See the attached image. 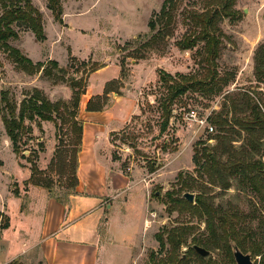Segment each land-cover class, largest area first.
Segmentation results:
<instances>
[{
    "label": "rangeland",
    "instance_id": "rangeland-1",
    "mask_svg": "<svg viewBox=\"0 0 264 264\" xmlns=\"http://www.w3.org/2000/svg\"><path fill=\"white\" fill-rule=\"evenodd\" d=\"M163 1L84 0L77 5L70 0H61L62 22L64 18L69 22L73 17L80 16L72 21L76 26L84 27L85 31L80 30L83 34H88H74L73 37L65 35L72 32L69 26L61 28L63 35H56L60 29L55 23H60L54 21L46 8L47 0H31L32 5L42 13L47 41L39 45L32 41L34 35L31 32L20 30L18 38L9 40L8 44L15 49L20 47V52L27 58L28 51L32 59L41 57L43 60L47 57L58 62L59 67L67 70L63 77L65 82L59 80L55 83L53 77H42L40 73L28 75L17 69L7 54L0 50V91L9 92L18 107L24 98L32 95L33 89L40 90L51 102H65L71 95L67 86L71 79L86 82L77 115L83 124L77 185L79 181L81 189L91 194L96 193L100 186L105 190L118 188L136 192L133 183L125 179L121 181L119 177L113 178L109 173L105 162L108 150L104 138L107 129L121 125L130 107L131 112L136 110L112 141V153L118 158L115 161L118 170L140 185L148 184V207L139 228L140 240L138 246L134 247L132 264H156L166 258L169 245L166 243L160 252L156 236L162 234L166 242L170 231L185 228L190 232L187 245H196L209 252L204 257L207 259L205 264H236L232 251L231 257L225 247V234L218 230L217 245L211 246L215 239L207 233L204 218H200L192 208L178 205L177 201L184 199V193H191L195 198L200 192H204V197L220 208L219 215L233 227L234 235L242 246L238 248L240 252L250 255L253 264H259L260 257L253 256L250 250L259 239H264V205L259 200V194L252 192L248 186L238 187L233 179L229 181L231 185L227 190H223L219 184L211 185L207 177L200 173L199 166L194 165L193 156L196 153L203 163L202 154L216 145L215 137L219 134L227 137L226 133H220L217 126L210 123V118L216 114H228L231 129L240 132V135L232 137V146L236 150L247 139V133L231 122V117L249 120L250 109L240 112L244 110L242 104L246 98L250 99L251 104H257L264 115V81L259 82L254 71L255 53L264 44V0H233L231 10L235 12V17L217 21L221 44L215 66L205 61L204 42H198L187 51L179 50L176 42L184 35L197 34L200 31L199 16L220 9L222 4L218 0H173L174 23L167 29L171 30L172 35L147 47L145 43L160 28L158 25L156 31L151 32L147 24L156 18L153 15L159 12ZM98 29L100 37L97 39V35L91 34V31ZM67 42L75 55L82 56L90 45L93 46L92 54L84 60L75 57L74 67L67 69L69 57L72 56L70 50H66ZM66 58L67 64L64 65ZM110 59L119 73L114 67L97 72L109 63L104 61ZM80 62L88 63L83 67L79 65ZM159 71L173 76L183 74L206 82L211 71L217 73L211 90L205 87L196 92L189 90L175 101L173 117L164 132H160L162 119L157 104L163 93L158 83ZM104 77L115 78L111 81L118 82L109 86L117 90L109 96L125 99L104 116L87 115L86 99L88 96H92L93 100L96 96H102L103 92L101 95L92 93L100 91ZM111 97L107 98L108 106L111 105ZM240 100L241 105L234 111L232 105H238ZM190 112L195 113V119H187ZM209 127L213 130L210 131ZM32 128V139L26 140L27 135L22 139L26 140V145H22L21 149L26 151L15 155L0 114V212L8 218L9 223L7 229L0 228V264H43L40 259L43 250L37 244L39 218L49 199L64 204L77 187L71 173V147L60 145L59 152L55 154L58 142L54 124L41 123L42 131L34 124ZM63 133L60 132V136L67 144V139L72 135L66 138ZM164 143L167 144L166 150L163 149ZM256 158L264 161V146ZM224 160L225 157H222ZM32 165L37 171L30 180ZM185 183L190 184L192 189L184 190ZM137 190L140 195L141 189ZM191 203V207H195V203ZM229 244L231 249L235 246L234 241ZM187 250L182 246L178 253L180 255ZM188 264L200 262L191 255Z\"/></svg>",
    "mask_w": 264,
    "mask_h": 264
},
{
    "label": "trees",
    "instance_id": "trees-1",
    "mask_svg": "<svg viewBox=\"0 0 264 264\" xmlns=\"http://www.w3.org/2000/svg\"><path fill=\"white\" fill-rule=\"evenodd\" d=\"M218 1L222 4L220 9L214 10L212 13L206 12L199 16L198 23L200 31L197 34L184 35L181 40L176 42L177 48L181 51L191 50L198 42H204L205 61L210 66L216 65L219 46L221 44L219 38L221 34L216 26L217 21L235 17V12L231 10L233 0ZM46 8L52 14L54 21L61 24L63 15L61 0H47ZM174 10L175 5L173 4V0L163 1L159 12L153 15L156 18L149 20L147 24L151 32L156 31V26L158 25H160V28L156 31V34L145 43V46L150 47L157 41H163L166 37L172 35L171 30L167 29L174 23ZM42 20L41 11L32 5L31 0H0V50L7 54V57L20 71L28 75L40 73L42 77H53L55 83L59 80L64 83L63 77L67 73V70L66 68L59 67L56 61L48 60L46 62L33 63L18 49L8 44L9 40H16L18 38V31L20 30L31 32L36 42H43L45 40V34ZM136 41L137 40L133 42ZM75 61L76 59L70 56V64L67 69L73 68ZM87 63L88 62H80L79 65L86 67ZM53 71L55 74H53ZM254 71L255 77L259 82L264 81V44L259 46L255 53ZM120 72L122 75V69ZM210 73L209 81L206 82L203 80H193L191 77L183 74H176L173 76L163 71L158 72L159 88L163 89L162 97L157 100L160 118L162 119L160 132L165 131L170 119L173 117L172 106L179 97L185 95L189 90L196 92L202 90L204 87L205 89H212L211 85L216 80L217 73L214 71ZM114 82L116 83L117 81H110L105 84L102 96H96L94 98V100L97 101L96 103L93 98H90L86 104L85 110L88 112L102 111L106 107L108 94L117 91L109 87L112 86ZM67 86L71 92L68 101L51 102L40 90L33 89L32 95L24 98L19 103L18 107L10 98L9 92L0 91V114L5 134L11 143L12 151L15 155L26 151V149L22 150L21 146L26 145V140L32 139V124H34L39 131H42L41 123L52 122L55 128V139L58 142L55 154L59 152L60 145H63L65 148L71 147L70 149H72L73 170L71 173L75 183L74 186L76 187L78 154L81 150L83 132L82 122L78 120L77 115L80 97L85 94L86 82L84 80L83 83L76 82V80L71 79L70 85ZM241 103L242 101L240 100L238 105H232L234 111L238 109ZM242 107H244V110L240 112L250 109L248 115L249 120H235L234 116L231 117V122L247 133V139H245L240 149L236 150L232 146L234 142L232 137L240 135V132L231 129L228 114L220 112L210 118V123L217 126L220 133H226L228 138L224 135H217L215 137L216 145L209 150H204L202 154L203 163L197 158L196 153L193 156V163L195 166H199L201 170L200 173L207 177L211 185L219 184L223 190H227L231 185L229 181L233 179L236 181L238 187L243 188L248 186L252 192L258 193L260 196L259 200L262 202V205H264V183L262 182L264 178V161H262L261 158H256L264 146V115L260 112V108L257 104L253 105L250 103L249 98H246ZM64 126L67 128L64 129ZM60 132H64L63 135H65L66 138L69 137V134L72 135V137L67 139V144L66 140H62ZM25 135H27L28 138L23 141L22 139ZM114 137H116V132L110 134L111 144ZM20 141L23 142L20 143ZM166 145L165 143L163 145V149L165 150ZM39 147L41 148L42 146L40 145ZM111 156L113 162L117 161L118 158L114 153H112ZM222 157H225L224 161H222ZM36 171L37 168L32 165L30 180H33V175ZM151 171H153V169ZM183 188L189 191L192 189V186L185 183ZM204 194V192H200V194L194 198L193 202L195 203V207H191L192 203L184 199L178 200V205L192 208L200 218H204L207 233L215 239L212 240L211 246L217 245L216 238L218 230L223 233V235L225 234V247L228 249L231 256L232 249L229 244L230 241H234L235 246L239 249L242 248V246H240L238 239L235 237L234 229L229 225L228 220L219 215L220 213L218 210H220V208L215 207L213 201L205 198ZM8 226V218L0 212V228L7 229ZM186 229L188 228L170 231L166 237V242L162 234L156 236V240L160 246V252H162L166 243L169 245V252L166 258L157 261L156 264H188L191 255L195 256L200 264L207 263L206 258L199 256L192 249L193 246L187 245L190 232ZM255 235L257 234H253V236ZM182 246L187 247L188 250L179 255L178 252ZM250 250L253 256L260 257L259 264H264V239H259ZM9 264L16 263L12 262Z\"/></svg>",
    "mask_w": 264,
    "mask_h": 264
},
{
    "label": "crops",
    "instance_id": "crops-1",
    "mask_svg": "<svg viewBox=\"0 0 264 264\" xmlns=\"http://www.w3.org/2000/svg\"><path fill=\"white\" fill-rule=\"evenodd\" d=\"M70 1L78 3L77 5H79L84 0ZM76 17L80 16H75L72 19H76ZM72 19L68 22L64 18L62 24L55 23L58 29H60L56 35H63L64 32H60L61 28L69 26L68 28H70L72 32L69 31V33H65V35L73 36L74 34H77L87 36V33L83 34L82 31H80H85L84 27L76 26ZM76 29L79 30L76 31ZM91 34L97 35V39L100 37L99 29L97 31H91ZM46 38L47 36L45 37L43 43L47 41ZM32 39V41L36 42L34 36ZM68 42L66 44V50L68 48L74 58L76 57L84 60L88 59V56L92 54L91 52L93 51V46L90 45V47L85 49L82 53V56L75 55L73 54V49ZM37 43L41 45L40 42ZM17 49L19 51L22 50L20 47ZM26 54H28V58L31 61L33 60V63L42 62L47 58L45 57L43 60L41 57L32 59L29 57L28 51ZM47 59L49 60V58ZM112 61V59L104 61V63H109L101 67L97 72L107 71L109 67L116 68L118 72V68L112 63ZM66 64L67 58L64 62V65ZM111 73L114 72L112 71ZM113 79L115 78L104 77L103 83L100 84V91H95L92 95H101L104 90L105 83ZM91 97L92 96L87 97L86 104ZM108 97L110 98L111 96L108 94ZM123 99L125 98L121 96H112L111 100H109L111 105H106L102 111L88 112L85 110V112L87 115L104 116L108 111L111 112L112 109H114ZM130 112L131 107L127 112L126 118L122 121L118 128H111L105 131L104 138L108 150L105 162L108 164L109 173L113 178L119 177L121 181L125 179L131 184L133 183L135 188L134 190L136 192L131 190L128 191L127 189L118 190V188L115 190H113L114 188H106L107 190H105L103 186H100L96 193L91 194L82 190L78 181L75 193L70 195L64 204L57 202L55 199H49L46 203L45 210H43L41 214V218H39L40 221L38 219L40 223L37 229V244L39 247H42L43 250L40 257L43 264L134 263L133 251L134 247L139 244V228H141L144 214L148 207V184L145 186L140 185L139 182L132 180L130 177L125 176L118 170L116 163L112 161V144L110 143V134L121 130L129 121L130 117L135 115L136 110L131 113ZM80 118L81 112L79 111V119ZM80 152L78 154V168L76 171L77 180ZM138 187L141 189V191L139 190L140 195L137 193V189H139ZM57 227L59 229L53 232Z\"/></svg>",
    "mask_w": 264,
    "mask_h": 264
},
{
    "label": "water",
    "instance_id": "water-1",
    "mask_svg": "<svg viewBox=\"0 0 264 264\" xmlns=\"http://www.w3.org/2000/svg\"><path fill=\"white\" fill-rule=\"evenodd\" d=\"M183 198L189 203L194 200V196L191 193H184ZM192 249L203 258L209 255V252L202 247L194 245ZM232 253L236 264H253L250 255L243 254L236 246H232Z\"/></svg>",
    "mask_w": 264,
    "mask_h": 264
},
{
    "label": "built area",
    "instance_id": "built-area-1",
    "mask_svg": "<svg viewBox=\"0 0 264 264\" xmlns=\"http://www.w3.org/2000/svg\"><path fill=\"white\" fill-rule=\"evenodd\" d=\"M196 116H195V113L194 112H190L187 114V119H195ZM209 130L212 131L213 128L212 127H209Z\"/></svg>",
    "mask_w": 264,
    "mask_h": 264
}]
</instances>
